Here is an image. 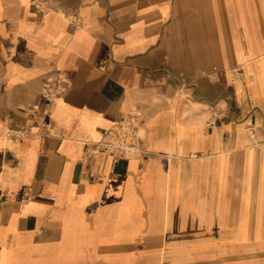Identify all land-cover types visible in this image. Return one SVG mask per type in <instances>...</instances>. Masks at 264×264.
Listing matches in <instances>:
<instances>
[{
    "label": "crops",
    "instance_id": "1",
    "mask_svg": "<svg viewBox=\"0 0 264 264\" xmlns=\"http://www.w3.org/2000/svg\"><path fill=\"white\" fill-rule=\"evenodd\" d=\"M57 72L52 133L8 136ZM132 109L146 153L86 159ZM263 124L264 0H0V264H131L154 228L163 244L213 219L244 230Z\"/></svg>",
    "mask_w": 264,
    "mask_h": 264
},
{
    "label": "rangeland",
    "instance_id": "2",
    "mask_svg": "<svg viewBox=\"0 0 264 264\" xmlns=\"http://www.w3.org/2000/svg\"><path fill=\"white\" fill-rule=\"evenodd\" d=\"M248 207H255L259 219H245L244 230L223 227L213 219L211 229L201 228L194 235L171 240L165 237L163 244L154 228L127 259L131 264H264V218H260L264 205L250 203Z\"/></svg>",
    "mask_w": 264,
    "mask_h": 264
},
{
    "label": "built area",
    "instance_id": "3",
    "mask_svg": "<svg viewBox=\"0 0 264 264\" xmlns=\"http://www.w3.org/2000/svg\"><path fill=\"white\" fill-rule=\"evenodd\" d=\"M232 75L238 76L241 74L240 66H234L231 69ZM65 91L64 77L60 72L50 74L44 80L41 90V98L46 104V109L40 110L38 104H32L30 107L31 115H37V119L33 124H27L23 127H6L5 132L8 136L17 140H25L32 136L42 138L48 137L53 130L51 120L47 117L49 107ZM228 107L225 105H214L211 108V118L208 120L209 126H212L216 117L227 112ZM141 111L132 109L124 117L119 119L111 127L104 131L102 139L95 141L87 154L86 159L99 157L101 153H108L111 156L112 163L120 159L139 158L146 153L140 141V123ZM247 130L252 137L256 136L257 131L262 132L264 142V124L255 128L248 126ZM29 188L23 191V196L28 197Z\"/></svg>",
    "mask_w": 264,
    "mask_h": 264
}]
</instances>
